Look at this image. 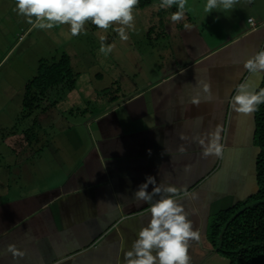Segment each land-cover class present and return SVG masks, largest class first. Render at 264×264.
<instances>
[{
  "label": "crops",
  "instance_id": "1",
  "mask_svg": "<svg viewBox=\"0 0 264 264\" xmlns=\"http://www.w3.org/2000/svg\"><path fill=\"white\" fill-rule=\"evenodd\" d=\"M260 3L237 10L232 24L206 16L180 26L160 45L174 46L171 56L157 66H126L125 79L114 81L123 96L100 99L81 127L58 125L62 96L25 117L30 127L9 130L12 141L0 146V264H121L149 219V205L134 198L148 175L187 192L182 202L200 231L189 244L190 264H229L208 234L216 215L258 191L254 114L235 113L229 98L239 83L255 90L264 83V74L243 68L264 47ZM0 7L22 17L15 0ZM217 125L224 156L204 158L198 140ZM10 244L24 257L13 258Z\"/></svg>",
  "mask_w": 264,
  "mask_h": 264
},
{
  "label": "rangeland",
  "instance_id": "2",
  "mask_svg": "<svg viewBox=\"0 0 264 264\" xmlns=\"http://www.w3.org/2000/svg\"><path fill=\"white\" fill-rule=\"evenodd\" d=\"M260 2L264 0H236L227 14L219 9H214L209 14L203 10L206 0H188L184 20L174 23L170 14L176 11L175 7L161 9L160 3L155 1L143 8L134 9L135 28L128 32L127 41H122L112 28L105 32L90 22L85 25L87 33L75 37L69 34L67 25L51 30L32 29L24 16L19 19L17 15L11 14L9 17L6 15V8L0 7V128H6L5 131H0V146L2 139L12 141L7 140L12 138L9 130L31 125L32 119L25 118L27 114L23 112L22 101L26 86L36 77L41 61L51 63L63 54L68 56L70 68L77 76V85L65 93L55 90L52 98L59 99L64 96L63 102L58 103L56 108L61 117L58 125L65 127L66 122H69L72 126L81 127L84 119L89 117V111L94 109V104L100 99L123 96L121 91L116 90L115 83L125 79L126 66H157V63L165 62L166 56H171L170 49L174 46L170 45L169 49L164 47L163 50L160 45L167 41L163 38L170 37L180 26L189 24L193 17L206 16L220 20L224 18L232 24L237 10L242 9L245 13L249 4L257 9L261 8L263 5ZM253 6L251 5L252 9ZM12 9L14 8L8 7V10ZM148 31L151 34L146 38L145 33ZM102 36L106 38V45H113L108 56L99 52ZM67 102L76 105L73 108ZM54 105L53 102L49 103V106ZM64 107L68 110L62 111ZM1 149H4L3 154L8 159L11 152L6 148ZM215 260L207 264L222 263Z\"/></svg>",
  "mask_w": 264,
  "mask_h": 264
},
{
  "label": "clouds",
  "instance_id": "3",
  "mask_svg": "<svg viewBox=\"0 0 264 264\" xmlns=\"http://www.w3.org/2000/svg\"><path fill=\"white\" fill-rule=\"evenodd\" d=\"M140 0H15V11L24 16L32 29L51 30L68 26L73 37L86 34L85 25L91 23L107 32L110 28L122 41L129 39L128 32L135 28L134 9ZM236 0H206L204 12L214 9L231 10ZM172 22L184 20L188 10V0H160L159 8L172 9ZM251 23V21H249ZM119 25V27H113ZM188 27L187 24L184 25ZM99 52L108 56L113 45L105 44L101 37ZM244 70L248 73L264 74V47L244 61ZM198 104V100H193ZM231 109L237 114L251 115L264 104V88L250 89L244 83L236 85L235 94L229 98ZM221 126L199 138L201 155L204 158L214 156L223 158L225 145L222 143ZM186 139V137H181ZM179 151L186 152L181 146ZM152 186L149 191V186ZM187 192L174 185H160L155 177L148 175L145 182L138 186L134 198L149 205V219L136 234L131 247L123 253L121 264H190L189 244L200 240V231L189 218L183 199ZM13 258H23L25 253L14 244L8 245Z\"/></svg>",
  "mask_w": 264,
  "mask_h": 264
},
{
  "label": "trees",
  "instance_id": "4",
  "mask_svg": "<svg viewBox=\"0 0 264 264\" xmlns=\"http://www.w3.org/2000/svg\"><path fill=\"white\" fill-rule=\"evenodd\" d=\"M155 1L160 3V0H140L137 7L143 8ZM76 79L68 56L63 54L51 63L41 61L36 77L26 86L22 101L25 117L49 106L55 90L74 89ZM260 88H264V83ZM253 114L254 143L259 148L255 168L258 191L244 202L216 215L208 234L215 252L229 264H264V104Z\"/></svg>",
  "mask_w": 264,
  "mask_h": 264
},
{
  "label": "built area",
  "instance_id": "5",
  "mask_svg": "<svg viewBox=\"0 0 264 264\" xmlns=\"http://www.w3.org/2000/svg\"><path fill=\"white\" fill-rule=\"evenodd\" d=\"M249 21H251V23H250V22H249V23L252 24L253 20H249ZM20 39H21V38H20Z\"/></svg>",
  "mask_w": 264,
  "mask_h": 264
}]
</instances>
